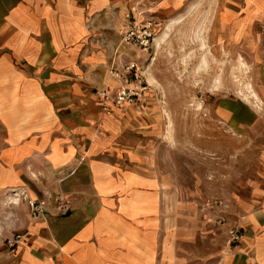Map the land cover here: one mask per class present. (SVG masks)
I'll list each match as a JSON object with an SVG mask.
<instances>
[{
  "label": "crops",
  "instance_id": "crops-1",
  "mask_svg": "<svg viewBox=\"0 0 264 264\" xmlns=\"http://www.w3.org/2000/svg\"><path fill=\"white\" fill-rule=\"evenodd\" d=\"M196 2L0 0V264H264V171L220 187L182 178L145 53L120 41L144 20L167 38ZM129 63L146 102L106 113L95 92Z\"/></svg>",
  "mask_w": 264,
  "mask_h": 264
},
{
  "label": "rangeland",
  "instance_id": "rangeland-1",
  "mask_svg": "<svg viewBox=\"0 0 264 264\" xmlns=\"http://www.w3.org/2000/svg\"><path fill=\"white\" fill-rule=\"evenodd\" d=\"M196 3L158 49L161 30L154 33L145 66L160 90L180 176L219 187L249 182L264 171V0Z\"/></svg>",
  "mask_w": 264,
  "mask_h": 264
},
{
  "label": "built area",
  "instance_id": "built-area-1",
  "mask_svg": "<svg viewBox=\"0 0 264 264\" xmlns=\"http://www.w3.org/2000/svg\"><path fill=\"white\" fill-rule=\"evenodd\" d=\"M155 31L151 20L134 21L126 30L119 31L120 41L131 48L146 52L151 48L154 41ZM123 72L110 67L108 76L115 80L118 84L113 90L103 88L96 90L95 94L100 99L102 110L109 113L108 103H112L117 108H124L131 105H143L146 102V94L149 86L143 76V72L136 69L133 63L124 65ZM8 196L12 198L11 203L16 204L23 200L33 217H39L44 214L46 202L41 198H30L23 190L12 189ZM65 205V199L62 195L55 198V208L61 210ZM229 236L231 241L238 239V234L234 230H230ZM21 239V235L17 234L13 238L6 240L9 250H13L15 244Z\"/></svg>",
  "mask_w": 264,
  "mask_h": 264
},
{
  "label": "bare ground",
  "instance_id": "bare-ground-1",
  "mask_svg": "<svg viewBox=\"0 0 264 264\" xmlns=\"http://www.w3.org/2000/svg\"><path fill=\"white\" fill-rule=\"evenodd\" d=\"M175 20V19H174ZM177 20V19H176ZM175 20V21H176ZM176 22H178V21H176ZM175 22V23H176ZM169 25H167V27L162 31V32H160L157 36H156V39H155V41H154V48L155 49H158L159 48V44L163 41V39L165 38V36H166V33L168 32V27ZM214 84H216V83H214Z\"/></svg>",
  "mask_w": 264,
  "mask_h": 264
}]
</instances>
